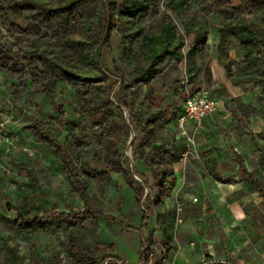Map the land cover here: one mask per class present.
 Returning <instances> with one entry per match:
<instances>
[{"label":"rangeland","instance_id":"rangeland-1","mask_svg":"<svg viewBox=\"0 0 264 264\" xmlns=\"http://www.w3.org/2000/svg\"><path fill=\"white\" fill-rule=\"evenodd\" d=\"M141 1L0 0V87L6 89L5 96L0 94V114L15 110L22 128L37 123L45 129L41 150L18 167L6 155L9 148L0 152V217L14 223L32 207L42 214L52 208L72 223L66 229L69 225L60 220L58 251L49 240L39 247L33 234L21 238L18 246L27 251L18 264L101 259L106 252L95 245L104 235L111 243L127 234L102 217L136 225L135 218L146 217L152 206V192L134 180L137 156L148 159L152 152L131 121L136 106L123 99L140 95L146 73L141 29L147 27L149 11L134 12ZM167 6L169 24L202 37L214 30L213 20L228 37L239 39L244 31L243 61L229 63L226 72L232 81L251 83L264 95V0L155 1L159 11ZM150 24L143 32L147 39ZM151 72L147 80L160 77ZM148 132L150 138L163 139V129Z\"/></svg>","mask_w":264,"mask_h":264},{"label":"crops","instance_id":"crops-1","mask_svg":"<svg viewBox=\"0 0 264 264\" xmlns=\"http://www.w3.org/2000/svg\"><path fill=\"white\" fill-rule=\"evenodd\" d=\"M155 1L142 0L136 5L134 12L149 11L147 27L141 29L146 73L140 95L123 97L125 103L128 99L136 106L131 110L133 126L152 152L148 159L137 156L139 169L134 172L137 182L143 187L146 183L152 192V206L146 217L135 218L136 225L118 219L112 222L127 234L111 243L104 235L95 245L106 252L101 259L75 256L71 264H104L108 258L120 264H199L203 258L213 259L214 264H264V139L258 143L252 140L264 136V95L251 83L232 81L226 72L229 63L243 61L242 46L248 38L244 31L239 39L226 36L228 32L216 20L211 21L214 30L208 29L203 37L190 28H175L169 24V6L159 11ZM149 23L152 30L147 39L143 32ZM151 71H158L160 77L147 80ZM164 75L168 79L160 80ZM5 91L0 87L1 96ZM196 91L209 92L218 101L216 111L196 133L187 123L181 136L176 118L187 94ZM2 119L9 120L8 133L15 138L6 155L15 158L18 167L41 150L45 129H39L37 123L22 128V120L12 109L0 114ZM148 129H163V139L150 138ZM192 144L196 158L183 160ZM5 149L0 147V152ZM38 210L32 207L14 223L0 217V264H18L17 258L27 251L18 246L20 239L30 234L39 247L49 240L58 251L55 236L61 218L44 225L43 230L22 225L32 218L54 219V215L65 213L52 208L44 214ZM66 220V229H71V221ZM144 243L149 247L147 254H153L151 259L142 252ZM108 244L114 247L112 253Z\"/></svg>","mask_w":264,"mask_h":264},{"label":"built area","instance_id":"built-area-1","mask_svg":"<svg viewBox=\"0 0 264 264\" xmlns=\"http://www.w3.org/2000/svg\"><path fill=\"white\" fill-rule=\"evenodd\" d=\"M218 101L213 99L207 91H196L191 94H187L181 108L180 115L176 118V126L181 132V136H184L183 129L186 124H190L193 132L196 133L204 123V120L210 117L217 107ZM9 120L2 119L0 121V147L9 148L15 144V138L8 133ZM26 152V149H23ZM196 158L194 145L192 149L188 150L182 155V159ZM148 245L143 244L142 252L147 254ZM148 258L151 259L153 254H147ZM104 264H120L113 258H108ZM148 264V263H147ZM199 264H214L213 259L203 258ZM225 264H232L227 262Z\"/></svg>","mask_w":264,"mask_h":264},{"label":"trees","instance_id":"trees-1","mask_svg":"<svg viewBox=\"0 0 264 264\" xmlns=\"http://www.w3.org/2000/svg\"><path fill=\"white\" fill-rule=\"evenodd\" d=\"M131 121H132V118H131ZM131 125H132V122H131ZM136 176H138V175L136 174ZM128 178H129L130 182H132L134 184L136 183L133 180L131 175L128 174ZM144 185H145L146 188H148L146 183H144ZM140 189L139 190L138 189L134 190V192L137 195L138 199L142 197ZM60 218L64 221V220H66L68 218V216H65V215H54V219H52V218H45V219L32 218V219H29L27 221V223L25 225H22V226H23L24 229H34L35 228L37 230H43L44 229V225H48V224H50V223H52V222H54L56 220L59 221ZM104 218L106 220H110V221H113V222H118V220L116 218H113L111 216H107V217H104Z\"/></svg>","mask_w":264,"mask_h":264},{"label":"water","instance_id":"water-1","mask_svg":"<svg viewBox=\"0 0 264 264\" xmlns=\"http://www.w3.org/2000/svg\"><path fill=\"white\" fill-rule=\"evenodd\" d=\"M135 179V178H134ZM136 181H139L138 179H135Z\"/></svg>","mask_w":264,"mask_h":264}]
</instances>
